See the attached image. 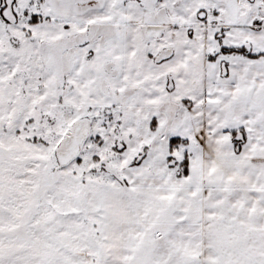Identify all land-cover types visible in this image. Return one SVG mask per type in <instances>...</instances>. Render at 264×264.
Here are the masks:
<instances>
[{"label":"snow or ice","instance_id":"snow-or-ice-1","mask_svg":"<svg viewBox=\"0 0 264 264\" xmlns=\"http://www.w3.org/2000/svg\"><path fill=\"white\" fill-rule=\"evenodd\" d=\"M0 264H264V0H0Z\"/></svg>","mask_w":264,"mask_h":264}]
</instances>
